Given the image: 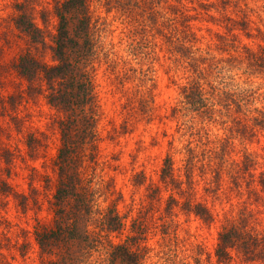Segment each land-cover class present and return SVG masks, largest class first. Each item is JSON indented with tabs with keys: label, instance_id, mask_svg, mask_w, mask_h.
<instances>
[{
	"label": "rangeland",
	"instance_id": "1",
	"mask_svg": "<svg viewBox=\"0 0 264 264\" xmlns=\"http://www.w3.org/2000/svg\"><path fill=\"white\" fill-rule=\"evenodd\" d=\"M133 1L146 13L159 12L157 23L152 19L147 26L135 27L128 6L89 0L101 138L93 179L105 192H113L111 200H119L126 223L120 234L109 238L127 242L133 231L141 230L144 264H195L196 259L216 264L214 251L224 227L246 217L251 229L264 233V128L252 120L264 118V73L244 64L223 77L230 89L215 83L211 89L204 86L207 111L186 113L183 86L195 76L175 46L186 43L195 59L213 60L217 68L226 66L222 60L236 63L246 57V49L256 52L264 45V0ZM16 2L0 0V152L9 150L14 158L8 166L10 177L2 169L5 163L0 174L28 201L22 207L21 199L0 197V264H47L34 230L53 222L58 114L43 94H26V82L12 66L26 52L54 63L48 46L56 32V0H32L33 19L44 32L45 46L32 45L16 29ZM219 34L226 36L232 51L218 50ZM41 85L38 81L35 86ZM219 90L240 93L244 108L235 111ZM29 135L37 141L33 152L27 146ZM167 155L180 182L187 180L191 158V192L210 209V224L175 204L168 209L169 196L178 195L161 181ZM246 157L251 161L243 171ZM107 252L100 246L82 264H107ZM229 264L264 262L246 261L235 251Z\"/></svg>",
	"mask_w": 264,
	"mask_h": 264
},
{
	"label": "trees",
	"instance_id": "2",
	"mask_svg": "<svg viewBox=\"0 0 264 264\" xmlns=\"http://www.w3.org/2000/svg\"><path fill=\"white\" fill-rule=\"evenodd\" d=\"M115 1L129 7L135 27L137 24L147 26L152 19L157 23L159 12L154 10L153 14L146 13L139 2L133 0ZM33 9L32 0H17L14 25L32 45L45 46L44 32L33 19ZM54 15L57 20L56 32L52 37V45L48 46L54 63H46L26 52L15 59L12 66L19 78L26 82V94H43L46 103L58 114L56 125L60 146L54 160L57 181L51 203L54 217L51 226H35V241L41 253L48 257L47 264H82L100 246L108 249L107 264H144L141 230L133 231L127 242L113 243L110 240L109 236L120 234L126 223L118 209L119 200H111L113 192H105L103 185L93 179L99 166L101 138L100 106L93 66L97 48L93 41L89 0H56ZM217 37L220 40L218 50L222 53L232 51L233 48H228L232 46L226 36L219 34ZM185 44L178 42L175 50L187 57V68L195 77L183 86V112L200 115L207 111L209 94L205 87L211 89L215 83L222 85L223 89H230L223 77L239 70L244 64L247 68L254 66L255 72L264 73V45L256 52L246 49V57L235 60L236 63L222 60L226 66L217 68L218 64L213 60L207 63L204 58L195 59L189 52L191 48ZM38 81L42 82L40 88L35 86ZM221 95L226 97V104L235 107V111L240 112L244 108V98L240 93L223 90ZM254 111L262 112L257 108ZM260 117L252 118L254 126L264 128V118ZM36 142L33 135L28 136L27 146L32 152ZM248 161H251V157H246L242 164L243 171L248 170ZM13 162L12 152H0V169L2 163L7 165L2 168L7 171V177L11 175L8 169ZM187 165V180L180 182L174 175L172 157L167 155L164 159L161 181L178 195V198L169 196L168 209L175 204L185 214H194L210 224L213 221L210 209L204 203L194 200L191 192L193 164L190 157ZM262 174L260 185L264 187ZM10 196L21 199L22 207L28 201L27 196L15 192L5 176L0 174V197ZM248 224V219L243 217L220 231L214 251L216 264H229L235 251L246 261L264 262V233L255 232ZM133 225L135 227V223ZM20 253L23 255L22 251ZM195 264H199L198 259Z\"/></svg>",
	"mask_w": 264,
	"mask_h": 264
}]
</instances>
